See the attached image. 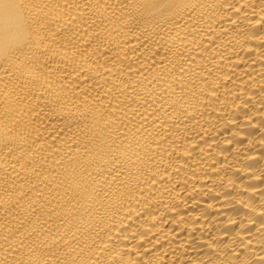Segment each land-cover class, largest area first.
Returning <instances> with one entry per match:
<instances>
[{"label":"bare ground","instance_id":"bare-ground-1","mask_svg":"<svg viewBox=\"0 0 264 264\" xmlns=\"http://www.w3.org/2000/svg\"><path fill=\"white\" fill-rule=\"evenodd\" d=\"M0 264H264V0H0Z\"/></svg>","mask_w":264,"mask_h":264}]
</instances>
